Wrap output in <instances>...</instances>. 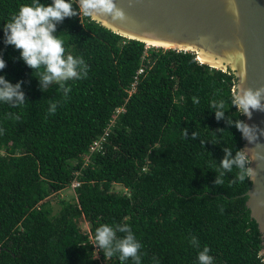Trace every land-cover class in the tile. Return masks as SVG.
I'll return each mask as SVG.
<instances>
[{"label": "trees", "instance_id": "16d2710c", "mask_svg": "<svg viewBox=\"0 0 264 264\" xmlns=\"http://www.w3.org/2000/svg\"><path fill=\"white\" fill-rule=\"evenodd\" d=\"M25 3L31 0H0V25ZM72 4L77 15L58 22L56 34L66 54L84 59L87 75L65 82L66 94L35 77L0 30L7 62L0 74L22 81L25 98L0 103V264H135L96 244L104 224L117 240L130 226L141 264H197L205 247L213 264H264L243 196L250 179L233 183L234 165L215 183L225 149L234 156L243 144L234 122L244 116L230 103L234 73L199 62L193 51L147 48L89 15L80 21ZM220 99L226 107L218 120L209 101ZM74 180L75 196L60 199L53 213L48 199Z\"/></svg>", "mask_w": 264, "mask_h": 264}, {"label": "water", "instance_id": "95a60500", "mask_svg": "<svg viewBox=\"0 0 264 264\" xmlns=\"http://www.w3.org/2000/svg\"><path fill=\"white\" fill-rule=\"evenodd\" d=\"M91 19L123 37L147 45L193 51L211 67L231 70L236 92L264 88V0H98ZM203 56H202V55ZM198 59V58H197ZM264 104V96H262ZM244 122L257 129L241 150L255 155V170L243 196L262 240L264 257V110Z\"/></svg>", "mask_w": 264, "mask_h": 264}, {"label": "clouds", "instance_id": "9594fccd", "mask_svg": "<svg viewBox=\"0 0 264 264\" xmlns=\"http://www.w3.org/2000/svg\"><path fill=\"white\" fill-rule=\"evenodd\" d=\"M100 6L98 0H79L80 14L83 12L84 15H91ZM74 15H77V11L73 8L72 0H51V3H47L46 0H31V3L21 4L11 18L5 24L0 25V30L3 31L4 45H12L19 50V58L25 65L33 69V72L37 73L34 76L43 84L58 82L65 94L69 91L65 82L87 75V65L84 59L66 54L64 41L56 34L57 23ZM197 60L199 61V59ZM6 63L3 55L0 54V70L6 67ZM77 66H81L83 74L77 71ZM21 84L22 81L18 80L16 83H12L5 75L0 74V103L11 101L13 106L25 103ZM262 96H264V88L255 90L241 88L231 97L230 103L239 113L251 118L253 110H264ZM198 102V97H193V103ZM209 105L215 110L216 119L219 120L224 116L226 104L223 99L210 100ZM55 108L56 104L53 103L49 111L54 112ZM228 123L232 124L233 121L229 119ZM234 123L249 142L256 139L257 129L254 126L241 120H236ZM186 134L187 130L184 129V138ZM261 134H264V130H261ZM197 135H199L198 132H193V137ZM253 158L255 155L250 156L244 150H237L233 156L231 149L226 148L225 157L218 165L219 176L215 183L223 184L224 171L232 172L234 165L236 171L233 183L242 182L246 178H254L255 170L249 166ZM120 231L126 232V235L117 240L113 226L108 224L99 226L94 236L96 244L105 249L107 256L118 252L120 261L131 258L135 264H141V258L138 255L141 243L136 239L129 225L121 226ZM192 243L194 245L197 243L195 237L192 238ZM94 256L99 258L97 251ZM197 264H213V257L209 255L207 247L198 252Z\"/></svg>", "mask_w": 264, "mask_h": 264}, {"label": "rangeland", "instance_id": "374dc122", "mask_svg": "<svg viewBox=\"0 0 264 264\" xmlns=\"http://www.w3.org/2000/svg\"><path fill=\"white\" fill-rule=\"evenodd\" d=\"M154 47L157 48L158 46H154ZM162 48L168 49L165 47H162ZM113 188L117 192L122 191V188L119 185H114ZM74 196H75V194H74V191H73L71 186L66 188V189H63L62 191H60L59 193H57L55 195L50 196V198L48 200H49V203H50L51 208L53 210V213H55L59 209L58 201L60 199L69 200V199H72ZM82 226L84 228L88 227V225L85 223Z\"/></svg>", "mask_w": 264, "mask_h": 264}, {"label": "built area", "instance_id": "2783aa9c", "mask_svg": "<svg viewBox=\"0 0 264 264\" xmlns=\"http://www.w3.org/2000/svg\"><path fill=\"white\" fill-rule=\"evenodd\" d=\"M72 2H74L76 4V6L78 7V13H79L80 21H82V19L87 15H84L83 12H81V14H80V12H79V0H72ZM146 47L148 48L149 46L147 45ZM142 72H143V69L139 68L137 71V75L135 76V82L137 80L138 75L141 74ZM135 82L132 84V88L134 87ZM121 110H122V108H118L117 113H119ZM106 134L107 133L105 132L103 136H101L98 140L94 141L93 145L90 147L91 152L95 151V150H99L101 148V142L105 140ZM78 185H79V182L74 180L71 184V187L74 188Z\"/></svg>", "mask_w": 264, "mask_h": 264}, {"label": "bare ground", "instance_id": "6f19581e", "mask_svg": "<svg viewBox=\"0 0 264 264\" xmlns=\"http://www.w3.org/2000/svg\"><path fill=\"white\" fill-rule=\"evenodd\" d=\"M202 55V54H201ZM203 56V55H202ZM197 57H198V59H200V60H203V58L198 54L197 55Z\"/></svg>", "mask_w": 264, "mask_h": 264}]
</instances>
